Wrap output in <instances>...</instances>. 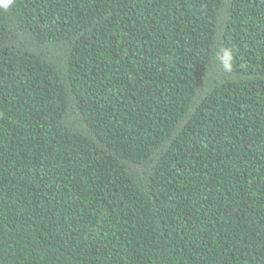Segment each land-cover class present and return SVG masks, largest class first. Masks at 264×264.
<instances>
[{
  "label": "trees",
  "instance_id": "1",
  "mask_svg": "<svg viewBox=\"0 0 264 264\" xmlns=\"http://www.w3.org/2000/svg\"><path fill=\"white\" fill-rule=\"evenodd\" d=\"M0 264H264V0L0 10Z\"/></svg>",
  "mask_w": 264,
  "mask_h": 264
},
{
  "label": "clouds",
  "instance_id": "2",
  "mask_svg": "<svg viewBox=\"0 0 264 264\" xmlns=\"http://www.w3.org/2000/svg\"><path fill=\"white\" fill-rule=\"evenodd\" d=\"M15 0H0V10H7ZM215 60L220 64L224 72L230 73L233 70L234 50L229 47H220L215 54Z\"/></svg>",
  "mask_w": 264,
  "mask_h": 264
}]
</instances>
